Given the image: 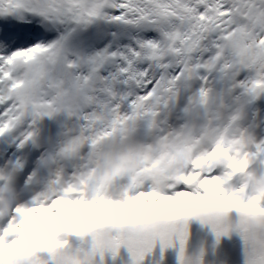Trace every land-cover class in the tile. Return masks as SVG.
Instances as JSON below:
<instances>
[{"label": "snow or ice", "instance_id": "6c2138e0", "mask_svg": "<svg viewBox=\"0 0 264 264\" xmlns=\"http://www.w3.org/2000/svg\"><path fill=\"white\" fill-rule=\"evenodd\" d=\"M94 23L124 25L137 34L91 55L70 51L68 30ZM53 30L63 34L44 43ZM106 38L103 31L93 34L97 44ZM15 43L31 47L11 51ZM213 77L253 98L264 94V0H0V140L23 149L34 142L37 124L58 114L78 124L58 152L41 160L52 169L40 193L50 203L28 209L35 221L28 235L5 245L14 229L5 227L10 220L0 223V264L31 246L32 233L49 264H56L55 248L70 244L66 237L77 239L85 257L72 264H106V256L115 259L122 247L131 264H143L157 243L178 247L185 264L192 218L209 225L218 241L238 232L245 264H264V229L257 226L264 217V176L247 174L249 158L264 165V141L247 138L249 149L243 137L231 135L238 116L217 124L222 114L210 106H224L213 94ZM197 80L201 87L190 109L202 108L206 125L162 129L161 113ZM141 123L158 133L153 143L131 142ZM171 140L183 142L184 152L205 150L174 170L186 160L174 146L162 151ZM73 159L79 163L69 171L65 163ZM235 174L246 176L230 188ZM8 181L0 173V183ZM232 212L237 216L229 219Z\"/></svg>", "mask_w": 264, "mask_h": 264}, {"label": "bare ground", "instance_id": "6f19581e", "mask_svg": "<svg viewBox=\"0 0 264 264\" xmlns=\"http://www.w3.org/2000/svg\"><path fill=\"white\" fill-rule=\"evenodd\" d=\"M121 26L123 28L126 27L124 25ZM86 27L80 28L79 31H82ZM71 31L72 30H68L66 40L69 38V33ZM62 34L63 33H60V37ZM112 35L113 32L110 31L107 37L108 39L103 44V47L110 42V37ZM135 37L136 36L131 35L129 38L119 41V44H127ZM47 43L50 44L51 42L48 41ZM19 47H31V44L15 43L13 44L11 51H15ZM96 51L94 50V52ZM94 52H87L88 54L86 55H91ZM200 87L201 83L198 80L191 82L185 87H182L178 92L176 99L172 102L169 108L165 110V112L161 113L159 117L160 125L164 120L165 114L173 111L174 119L171 122L165 123V126L169 127L167 131H176L182 129L186 127L184 126L185 121L183 120V116L190 111L189 119L187 120V126L192 127L197 131L204 127L208 120V114L202 108L197 110L190 109V100L193 95L198 93ZM211 87L213 88V94L220 98V101L224 106V116L227 118L234 116L237 107L241 105L242 114L249 113V122L247 125L243 127L237 126V128L242 131L253 143H260L261 141H264V94H260L253 98L243 93L241 90L234 89L230 82L223 81L218 77H213V83L211 84ZM257 103H260V105L255 106ZM47 118L48 117L42 119L40 122ZM157 135L158 133L150 129L145 123L142 128L140 125L138 126L131 138V142L135 145L151 144L156 140ZM62 137L63 142L58 146L59 150L71 139L68 138L66 133H64ZM6 140L10 141L8 139L0 140V156H2L4 159L3 164H0V173H3L6 169H10V171L15 170L18 168L14 167L15 162H21V155L19 153L8 150L7 146L4 144ZM256 161L258 160H254L252 166L247 170V174L264 176V169H253V165L256 163ZM78 163L79 161L75 159L70 160L68 170L70 171L74 166H77ZM50 176L51 173L46 180V185ZM245 176L246 174L233 175L229 187L239 188L245 179ZM29 182L30 180L27 179L23 185L26 186ZM46 185L41 191L45 189ZM31 199L32 197H29L24 202H30ZM106 264H131L130 253L126 247H122L119 250V255L115 259L112 258L111 254L106 256ZM143 264H180L178 247L162 249L160 244L157 243L153 251L145 257ZM185 264H245L244 241L239 233L235 231L220 237L218 241L215 233L212 231V228L209 225L198 220H188L187 240L185 244Z\"/></svg>", "mask_w": 264, "mask_h": 264}, {"label": "clouds", "instance_id": "9594fccd", "mask_svg": "<svg viewBox=\"0 0 264 264\" xmlns=\"http://www.w3.org/2000/svg\"><path fill=\"white\" fill-rule=\"evenodd\" d=\"M211 110L216 112L219 111L222 114L220 120L217 121L218 125H223L227 122L226 117L223 114V109L219 107V102L213 103ZM237 123V122H236ZM231 135H234L238 140L243 137L244 146L250 149V142L247 140L246 135L240 131L236 124L231 130ZM176 147L178 150V155L183 153L185 163H177L173 166V169L183 170L186 166H190L191 161L200 156L205 150V146L201 145L193 148L190 152H184V143L179 140H171L168 145L162 148V151L169 150L170 147ZM253 160L249 158V168L253 164ZM10 169H6L3 174L9 176ZM255 179H259V176L254 175ZM45 189L39 193H34L30 202H24L21 200L19 195L16 192L15 187L10 181L0 183V223L6 220H10L11 223L5 225L11 231L8 236H5L3 243L7 245L9 241L23 240L27 235V225L29 223L34 224L33 213L29 212L28 209L32 208L34 205L40 203H50V200H46L44 196H41L40 193L44 192ZM247 195V192L244 193ZM21 210L18 212L17 210ZM237 214L232 212L229 214V219L236 218ZM24 223H21V222ZM257 226L261 229H264V217H259L257 220ZM0 234H3V229L0 228ZM70 241V244L65 247H57L55 251V262L56 264H72L74 259H80L83 261L85 257L79 254V244L76 243L77 239L75 237H66ZM84 239H87L85 237ZM31 240L33 241L32 245L26 247L12 256H6L4 259V264H49V255L42 243L37 241V234H31Z\"/></svg>", "mask_w": 264, "mask_h": 264}]
</instances>
